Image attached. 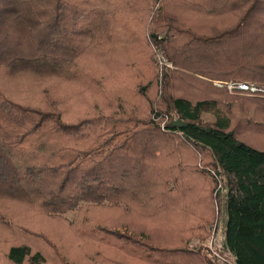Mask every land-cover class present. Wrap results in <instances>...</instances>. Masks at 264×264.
Returning a JSON list of instances; mask_svg holds the SVG:
<instances>
[{"label": "trees", "instance_id": "trees-1", "mask_svg": "<svg viewBox=\"0 0 264 264\" xmlns=\"http://www.w3.org/2000/svg\"><path fill=\"white\" fill-rule=\"evenodd\" d=\"M216 83L264 88V0H0V264H219V176L264 264V96Z\"/></svg>", "mask_w": 264, "mask_h": 264}, {"label": "rangeland", "instance_id": "rangeland-1", "mask_svg": "<svg viewBox=\"0 0 264 264\" xmlns=\"http://www.w3.org/2000/svg\"><path fill=\"white\" fill-rule=\"evenodd\" d=\"M155 51V60L158 62L159 67L166 65L167 59L163 52ZM161 54L165 56V60L161 58ZM163 61V62H162ZM204 123L212 124L214 118L210 115L203 116ZM226 188L224 185V180L221 176L218 178V184L214 193V208L215 217H213V222L209 227V233L206 238L197 237L192 239L188 243V249L198 252L202 257H207L212 261H217L219 264H233L232 258L223 249L224 241V224L225 216L223 213V203L225 201Z\"/></svg>", "mask_w": 264, "mask_h": 264}, {"label": "built area", "instance_id": "built-area-1", "mask_svg": "<svg viewBox=\"0 0 264 264\" xmlns=\"http://www.w3.org/2000/svg\"><path fill=\"white\" fill-rule=\"evenodd\" d=\"M161 58L165 60V56L163 54H161ZM163 65L165 64L163 63ZM216 86L219 88L226 87L230 93L245 94L249 96H264V88H260L255 85L244 83H229L224 85L216 83Z\"/></svg>", "mask_w": 264, "mask_h": 264}, {"label": "water", "instance_id": "water-1", "mask_svg": "<svg viewBox=\"0 0 264 264\" xmlns=\"http://www.w3.org/2000/svg\"><path fill=\"white\" fill-rule=\"evenodd\" d=\"M172 126L175 128H179V129H183L184 127H186L187 125L181 121H175L172 123Z\"/></svg>", "mask_w": 264, "mask_h": 264}]
</instances>
